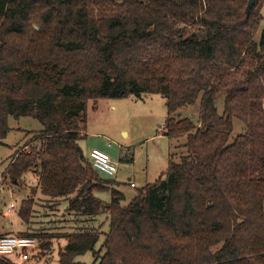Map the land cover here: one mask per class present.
Segmentation results:
<instances>
[{
	"label": "trees",
	"instance_id": "trees-1",
	"mask_svg": "<svg viewBox=\"0 0 264 264\" xmlns=\"http://www.w3.org/2000/svg\"><path fill=\"white\" fill-rule=\"evenodd\" d=\"M248 2L0 0V145L11 116L43 127L5 175L33 173L42 196L86 222L109 220L107 233L62 236L60 264L88 252L92 264H264V31L255 40L264 0L247 14ZM151 95L165 101L164 135L185 137L187 155L171 154L162 177L123 206L119 184L79 144L87 105ZM199 101L196 124L174 117ZM234 119L245 131L230 141ZM31 205L19 211L26 224Z\"/></svg>",
	"mask_w": 264,
	"mask_h": 264
},
{
	"label": "rangeland",
	"instance_id": "rangeland-1",
	"mask_svg": "<svg viewBox=\"0 0 264 264\" xmlns=\"http://www.w3.org/2000/svg\"><path fill=\"white\" fill-rule=\"evenodd\" d=\"M263 20L255 34L259 41L264 31ZM218 111L223 113V99L217 102ZM200 101L194 106H186L178 110L176 119L189 118L195 124L199 120ZM167 118L165 101L159 95H151L147 99L137 100L134 97L125 99H100L89 101L86 110V138L79 142L85 157L90 160V153L99 149L107 153L118 164V172L114 176L100 173L103 179L115 181L117 189L123 193V206H128L138 190L162 177L169 164L170 155L177 158L187 155L185 148L187 139H170L164 135V125ZM9 133L0 145V236H20L22 232L33 234L36 249L29 253L30 260L25 264H60L59 252L67 241L62 236L79 232L86 227H95L109 231V220L100 215L95 222H86L82 216H77L67 210V202L51 200L42 196L36 186L38 180L33 173L26 174L18 183L12 181L5 172L16 152L33 138L32 133L43 129L38 120L32 117L16 119L9 117ZM234 131L230 141L244 133V125L233 120ZM164 178V177H163ZM134 184L135 187L131 185ZM105 203L111 201L109 191L95 194ZM24 200H30L31 216L26 224L19 211ZM13 204L15 207L10 208ZM9 210L10 215H5ZM53 238L50 250H42V242ZM104 240L102 235L96 250H100ZM4 264H16L13 258L0 259ZM94 257L88 252L76 258L77 264H92Z\"/></svg>",
	"mask_w": 264,
	"mask_h": 264
},
{
	"label": "built area",
	"instance_id": "built-area-1",
	"mask_svg": "<svg viewBox=\"0 0 264 264\" xmlns=\"http://www.w3.org/2000/svg\"><path fill=\"white\" fill-rule=\"evenodd\" d=\"M90 158L94 167L107 176H114L118 172V164L112 158L99 149H94L90 153ZM135 187L134 184L131 185ZM15 206L10 205L13 209ZM9 215V210L4 212ZM36 249V240L31 237H21L14 235L0 236V259L13 258L16 264H25L31 259L29 253Z\"/></svg>",
	"mask_w": 264,
	"mask_h": 264
},
{
	"label": "water",
	"instance_id": "water-1",
	"mask_svg": "<svg viewBox=\"0 0 264 264\" xmlns=\"http://www.w3.org/2000/svg\"><path fill=\"white\" fill-rule=\"evenodd\" d=\"M256 0H249L248 6H247V14L250 12L251 7L254 5Z\"/></svg>",
	"mask_w": 264,
	"mask_h": 264
},
{
	"label": "crops",
	"instance_id": "crops-1",
	"mask_svg": "<svg viewBox=\"0 0 264 264\" xmlns=\"http://www.w3.org/2000/svg\"><path fill=\"white\" fill-rule=\"evenodd\" d=\"M149 96H145V99H147ZM10 215V214H9Z\"/></svg>",
	"mask_w": 264,
	"mask_h": 264
}]
</instances>
